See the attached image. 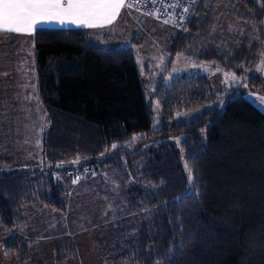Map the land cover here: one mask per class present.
<instances>
[{
	"label": "trees",
	"instance_id": "trees-1",
	"mask_svg": "<svg viewBox=\"0 0 264 264\" xmlns=\"http://www.w3.org/2000/svg\"><path fill=\"white\" fill-rule=\"evenodd\" d=\"M219 5L198 0L182 27L164 23L173 29L165 69L176 55L238 76L260 62L264 0H236L226 9L242 24L230 35ZM143 34L133 30L130 43L142 44ZM33 49L47 122L40 162L19 163L9 109L1 122L0 226L12 232L3 251L14 264L26 262L35 242L13 231L26 224V207L65 211L67 192L58 181L83 176L55 179L53 170L89 166L99 175L124 165L141 182L126 193L138 214L119 231L120 264H264V112L244 96L264 84L262 76L252 73L216 93L204 74L166 82L161 72L147 92L133 51L102 48L86 29L39 28ZM75 256L70 239L54 248V264Z\"/></svg>",
	"mask_w": 264,
	"mask_h": 264
},
{
	"label": "rangeland",
	"instance_id": "rangeland-1",
	"mask_svg": "<svg viewBox=\"0 0 264 264\" xmlns=\"http://www.w3.org/2000/svg\"><path fill=\"white\" fill-rule=\"evenodd\" d=\"M219 1L220 8L224 10L221 15L223 34L241 31L242 24L225 12L236 0ZM126 22H118L110 28L111 33H106V37L96 43L108 49L130 48L138 71L148 82L147 92L151 90V82L161 72H164L166 82L182 74H204L216 93L228 90L252 73H258L264 79V54L260 62L242 76L183 55L174 56L165 69L164 66L170 60L165 46L173 36V29L153 16L147 17L145 29L136 27V31L144 33V41L135 45L130 43V27ZM150 25L152 27L148 28ZM7 39L0 35V134L1 122L6 118L2 111L9 109L13 113L11 117L17 160L20 164L25 161L34 165L40 162L41 134L47 122L37 93L33 41L18 38L20 41L9 47ZM145 65L148 66L146 73ZM8 78L11 81L14 79V84L9 83ZM244 96L264 112V103L257 99L264 97V84L247 89ZM157 108L154 104L156 112ZM182 137L178 135L173 138L178 148ZM133 170L124 165L121 170L111 168L99 175L91 173L59 180V186L67 192L65 211L27 206L26 224L13 230L23 238H35L24 264H54L55 246L68 239L75 245L76 251L75 258L68 260L71 264H120L124 238L119 231L124 224L137 222L138 212L129 208L126 197L127 190L141 182ZM11 236L12 232L0 226V264L15 263V258L5 255L3 251V243Z\"/></svg>",
	"mask_w": 264,
	"mask_h": 264
},
{
	"label": "snow or ice",
	"instance_id": "snow-or-ice-1",
	"mask_svg": "<svg viewBox=\"0 0 264 264\" xmlns=\"http://www.w3.org/2000/svg\"><path fill=\"white\" fill-rule=\"evenodd\" d=\"M171 6L179 7L178 4ZM125 7L133 8L136 4L126 3V0H0V32L32 34L39 25L51 22L88 28L104 27L113 23ZM184 11L187 13L188 9ZM164 22L175 21L166 19ZM257 99L264 103V97ZM132 139L134 141L138 137ZM111 147L115 149L118 145ZM185 167L188 179L192 181V169L187 164Z\"/></svg>",
	"mask_w": 264,
	"mask_h": 264
},
{
	"label": "built area",
	"instance_id": "built-area-1",
	"mask_svg": "<svg viewBox=\"0 0 264 264\" xmlns=\"http://www.w3.org/2000/svg\"><path fill=\"white\" fill-rule=\"evenodd\" d=\"M198 0H127V3H134L136 7L135 9H139V11L155 17L157 20L165 23L166 19L174 20L175 22H169L166 24L182 27L191 16V13L196 7ZM178 4L179 7H172L171 5ZM187 8L188 12L185 13L184 9ZM159 17V18H157ZM183 17L181 20L180 18ZM94 172L92 167L85 166L79 170L76 169H65V171L60 172L57 170L52 171V177L58 179L60 175H67L71 173H75L78 175H84Z\"/></svg>",
	"mask_w": 264,
	"mask_h": 264
},
{
	"label": "crops",
	"instance_id": "crops-1",
	"mask_svg": "<svg viewBox=\"0 0 264 264\" xmlns=\"http://www.w3.org/2000/svg\"><path fill=\"white\" fill-rule=\"evenodd\" d=\"M126 3H127V0H126ZM147 17L151 18L152 16L147 15V14H145V13H143V12H141V11L135 9V8H127V7H125V8L121 9L119 16L113 21V23H111L109 25H106L104 27L88 28V27H85V26H77V25L71 24V23L60 24V23H57V22H51V23L41 24L35 30H37L39 28H61V29L83 28V29H86V30L89 31V34H90L91 38L96 42V41H100L101 38H105L106 37L105 36L106 33H111L110 32V30H111L110 28L114 27L120 21H127L126 23L130 27V33L133 30H136V27H138V26L143 27L145 29V27L147 26L146 25V18ZM263 22H264V20H263ZM150 27H152V25H150L148 28H150ZM141 31H142V29H141ZM33 33L32 34H19V33L0 32V35L8 37L7 41L14 42V45H15V42L20 41V40H18V38L28 39V40H32L33 41ZM9 83H13L14 84V79H12V81L10 80ZM12 115H13V113H12ZM71 178H75V177H71Z\"/></svg>",
	"mask_w": 264,
	"mask_h": 264
}]
</instances>
